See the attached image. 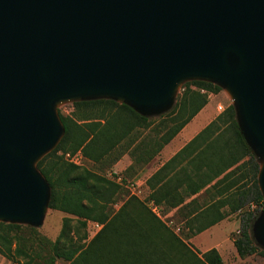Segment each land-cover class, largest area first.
Returning a JSON list of instances; mask_svg holds the SVG:
<instances>
[{"label":"water","instance_id":"water-1","mask_svg":"<svg viewBox=\"0 0 264 264\" xmlns=\"http://www.w3.org/2000/svg\"><path fill=\"white\" fill-rule=\"evenodd\" d=\"M184 80L230 94L264 202V0H0V221L42 222L35 164L63 135L55 102L162 114Z\"/></svg>","mask_w":264,"mask_h":264},{"label":"trees","instance_id":"trees-1","mask_svg":"<svg viewBox=\"0 0 264 264\" xmlns=\"http://www.w3.org/2000/svg\"><path fill=\"white\" fill-rule=\"evenodd\" d=\"M221 89L205 80L184 82L172 109L157 120L109 98L74 101L71 114L59 113L63 135L35 166L49 186V209L74 216L76 233L85 230L89 221L101 227L86 244L81 242L86 239L83 237L80 244L69 245V217H63L54 241L41 235L36 226L0 221V255L10 264H57L58 260L67 264H223L215 248L198 256L140 198L122 194V183L64 157L80 152L86 160L97 163L111 150L121 148L118 160L125 153L129 155L131 164L126 171H132L133 176L206 105L209 93ZM195 144L185 164L167 173L171 163ZM259 169L258 157L241 134L235 108L228 104L146 180L151 189L148 197L156 204L184 211L188 236L226 218L224 207L228 214L241 212L239 229L231 235L238 256H264L249 233L255 207L264 206L257 181ZM158 181L161 184L157 185ZM202 189L206 194L213 189L221 197L191 208L195 199L185 201L186 197ZM121 196L120 208L111 210V204ZM248 205L254 207L244 211Z\"/></svg>","mask_w":264,"mask_h":264},{"label":"rangeland","instance_id":"rangeland-1","mask_svg":"<svg viewBox=\"0 0 264 264\" xmlns=\"http://www.w3.org/2000/svg\"><path fill=\"white\" fill-rule=\"evenodd\" d=\"M188 80H184L181 82V84L178 86V89L174 95L173 102L170 106L166 107L162 112L168 113L171 109L172 106L174 105L176 99L178 98V95L182 92L183 89V84L184 82H187ZM211 104L208 106L206 109L205 113H210L211 108L212 112L214 114V117L216 114L220 113L221 111L224 110V108L228 104H232V99L230 97V94L223 88L217 93H213V96L211 97ZM73 100H65V101H57L53 105V109L56 113V115L59 116V113L68 115L71 114L73 111V106L72 103ZM221 104L223 109H218L217 105ZM160 112H153L150 113L149 116L152 118H155V120L158 119V116ZM204 113V114H205ZM78 118V116H76ZM205 120H197L193 123V125H190V127L187 129L188 131H194L200 127V125L204 122ZM120 146V145H119ZM121 148H116L114 150H111V152L105 157L100 162L93 163L92 161L86 160L82 155L80 159V163L78 164L81 168H86L89 169L92 172H95L97 174H101L105 177H107L110 180H114L115 182L122 183V194L130 193L143 201L145 206L150 209L158 218H160L171 230H173L185 243L189 244L191 249L197 253L198 256H200V253L197 250V247L195 246L194 241H192V236H188V229L184 225V215L187 216V214L183 211L177 212L176 209L169 208L165 203L161 204H156L152 199L148 197V190L146 184L143 182V180H140V177H134L132 176V171L129 169L126 171V168L129 165H126V167L122 171H118V153ZM81 154V153H80ZM129 156V155H128ZM65 157V155H64ZM66 158V157H65ZM117 158V159H116ZM131 160V158L129 157ZM206 195L205 201L207 202L208 198L209 201L216 200V191L215 190H210ZM205 196V195H204ZM123 197H118V199L111 204V210L115 211L120 208L122 204V199ZM202 198V199H204ZM201 201V198H200ZM203 202V204H204ZM202 203V202H201ZM201 206L200 203L197 204V207ZM193 209H196V204H193ZM256 214L253 218V220L250 223L249 227V233L250 237L252 239V242L254 245H256L260 250L264 252V245L259 241L258 236H257V228L259 227V220L260 217L264 213V206L263 207H255ZM227 207L223 208V211L226 213V219L232 221V224L235 226V229L230 232L229 237L231 238V235L233 233H237V230L239 229V223H240V216L241 212H236L233 214H228ZM244 211H251L252 208L248 205L243 208ZM229 216H228V215ZM69 217L71 218V226H72V233H70L69 237L70 239L67 240L66 243L70 244H80V239L85 237L82 244H86L90 239L94 237V235L98 232L100 229L101 225L89 221L85 227V230H78V233L75 232L76 230V218L74 216H70L66 213H63L58 210H52V209H45V213L42 219L41 224L39 227H37L38 231L40 232L41 235H43L45 238H47L50 241H54L60 232L61 225H62V219L63 217ZM225 236V231L224 230H219L211 235L209 234H204L200 235L196 238L195 242L199 245V247L203 248L207 245H210L214 241H221L223 240ZM75 242V243H73ZM222 249H226V252H228V247H224ZM225 261H223V264H264V256L262 255H254L251 257H245L243 259H239L234 257V255L226 256L227 253H223ZM0 264H10V262L2 257L0 255ZM57 264H67L63 260H58Z\"/></svg>","mask_w":264,"mask_h":264},{"label":"crops","instance_id":"crops-1","mask_svg":"<svg viewBox=\"0 0 264 264\" xmlns=\"http://www.w3.org/2000/svg\"><path fill=\"white\" fill-rule=\"evenodd\" d=\"M212 96H213V93L208 94V102L206 103V105L167 144H165L162 147V149L157 153V155L152 160H150L146 165H144L137 172V174L134 175V177H138V178L140 177V180H143V182L146 184V180L149 177H151L158 169H160L168 160H170L172 157H174L186 144H188L190 142V140L192 138H194V136L199 131L202 130V128L205 125H207L214 118L212 108H211V112L209 114L205 113L206 109L211 104V100H212L211 97ZM218 105H221V104H218ZM218 105H217V107H218ZM222 109H223V107H222ZM199 119L205 120V121L200 125V127L198 129H196L194 131H188L187 129L190 127V125H193V123ZM196 146H197V144H195L194 147L187 150V152H185L184 154H181L179 157H177L171 163L170 167L167 168L166 172L168 173L169 171L171 172V170L172 171L177 170L179 167H181V165H184L185 162L187 161L188 156L191 154V151L196 149ZM130 163H131V160L129 159L128 154L125 153L118 160V171H122L126 167V165H129ZM164 174L165 173H163L162 176ZM162 176H159V180ZM159 184H161V181H158L157 185H159ZM146 186H147L148 193H150L151 189L148 187L147 184H146ZM206 196H208V195H206V193H204L203 189H202L198 193H196L190 197H186L185 201L195 199V204L197 207V204H199V203H200V205L203 204ZM220 197L221 196L219 194L216 195V199H218ZM200 198H201V201H200ZM202 198H204V199H202ZM207 201H209V198ZM222 210H223V208H222ZM234 229H235V226L232 224V221L224 218V219L218 221L217 223H215L214 225L203 230L202 232L192 236V241H194L192 243L195 244V246L197 247V250L200 254L206 252L207 250H209L211 248H215L218 251V253L221 256L223 261H225V258L223 255L224 252L227 253L226 256L234 255V257H236V258L243 259V258H240L238 256L236 249L233 245L232 239L229 237L230 232L233 231ZM219 230L225 231V236H224L223 240L214 241L210 245H207L203 248L199 247V245L195 242V240L198 236L204 235V234L211 235V234H213ZM225 246L228 247V252H226V249L225 250L222 249ZM254 255H256V254H253V255H250L247 257H251Z\"/></svg>","mask_w":264,"mask_h":264},{"label":"built area","instance_id":"built-area-1","mask_svg":"<svg viewBox=\"0 0 264 264\" xmlns=\"http://www.w3.org/2000/svg\"><path fill=\"white\" fill-rule=\"evenodd\" d=\"M217 108L218 109H222V106L221 105H218ZM65 157H66V159L68 161H70V162H72L74 164H79L80 163V159L82 158L80 152H77V153H74V154L66 153L65 154ZM250 207L253 208L254 205H252Z\"/></svg>","mask_w":264,"mask_h":264}]
</instances>
